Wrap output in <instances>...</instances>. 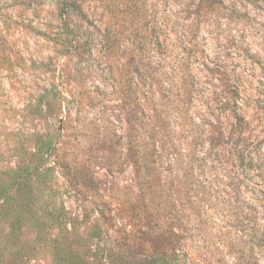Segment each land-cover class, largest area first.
<instances>
[{"label":"rangeland","instance_id":"1","mask_svg":"<svg viewBox=\"0 0 264 264\" xmlns=\"http://www.w3.org/2000/svg\"><path fill=\"white\" fill-rule=\"evenodd\" d=\"M0 264H264V0H0Z\"/></svg>","mask_w":264,"mask_h":264},{"label":"trees","instance_id":"2","mask_svg":"<svg viewBox=\"0 0 264 264\" xmlns=\"http://www.w3.org/2000/svg\"><path fill=\"white\" fill-rule=\"evenodd\" d=\"M150 242L153 253V256H151L152 257V260L150 261L151 263L156 262L157 259L168 260L170 257H172V254L170 252L168 253V251L162 247V243L159 238L150 239Z\"/></svg>","mask_w":264,"mask_h":264}]
</instances>
